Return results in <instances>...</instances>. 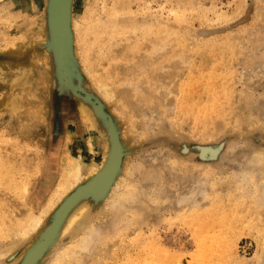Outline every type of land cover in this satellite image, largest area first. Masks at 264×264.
<instances>
[{"label":"rangeland","instance_id":"1","mask_svg":"<svg viewBox=\"0 0 264 264\" xmlns=\"http://www.w3.org/2000/svg\"><path fill=\"white\" fill-rule=\"evenodd\" d=\"M45 235L33 264H264V0H73L62 36L0 0V264Z\"/></svg>","mask_w":264,"mask_h":264},{"label":"bare ground","instance_id":"2","mask_svg":"<svg viewBox=\"0 0 264 264\" xmlns=\"http://www.w3.org/2000/svg\"><path fill=\"white\" fill-rule=\"evenodd\" d=\"M54 1H55V3H54V17H55L56 23L57 24H62L63 22H65L68 19V14L71 11V3H72V0H54ZM21 53H23V52H21ZM84 115L87 117L86 113H84ZM90 147L92 149V145H90ZM122 157H123V155H122L121 151L119 150L118 144L115 145V146H113V148L110 149V152H109L108 156L105 157L106 158L105 159V162L104 163L103 162L96 163L92 167L91 172H89L90 175L93 174V178H95L96 176H98L97 180L94 181L93 184L88 185L87 187L83 188L82 190H80L78 192L76 191L77 192V193L75 192L76 194H74L70 199L68 198L69 200L67 199L68 202L66 204L64 202V204H63L64 207L62 206L63 208H62V211L60 213V218L63 217V216H65L66 212L68 211L67 206L72 205V203H74V202L76 203V201H78L77 199L79 198V196L84 191L91 190L92 192H95V193L105 194L106 192H108L109 190H111L112 187H113V185L115 184L116 173H117V170H118L120 164L122 163ZM102 160H103V158H102ZM79 161L80 160H78V162L76 163V178H77L78 183L81 182L82 180L87 179V177L90 176V175H88V176L86 175L84 177V176L81 175V173H80V171H81V168L80 167L81 166H80ZM61 197H59V198L57 197L58 202L60 200H62ZM54 203H56V202H54ZM86 209H87V206L83 207L82 209H79V210L75 211L69 217V219L67 221V224H66V227L64 228V230L62 232L63 233H66V231H68L72 227V225L75 222H77L78 219H80V217L83 215V213L86 211ZM45 213H46V211H45ZM42 219L43 218H37V219L33 220L32 223H31L30 229L26 228V230L24 231V234L25 235H28L29 231L32 232V231L36 230L37 227L41 224ZM60 221H61V219H60ZM46 242H45V244H46ZM39 248H41V247H39ZM38 251H41V250H38ZM33 255H35V254H33Z\"/></svg>","mask_w":264,"mask_h":264},{"label":"water","instance_id":"3","mask_svg":"<svg viewBox=\"0 0 264 264\" xmlns=\"http://www.w3.org/2000/svg\"><path fill=\"white\" fill-rule=\"evenodd\" d=\"M54 3H55V1L54 0H51V22H52V28H53V31L57 34V35H64L65 34V31L67 30V28H68V26H69V23H70V19H71V11L69 12V14H68V19H67V22H66V24L64 25V26H62V28H59V26H58V24L56 23V20H55V18L53 17V14H54ZM72 3H73V0H72ZM72 3H71V10H72ZM116 135L114 134L113 135V138L115 137ZM117 137V136H116ZM112 144H113V142H112ZM120 168H121V166H120ZM120 168H118V171H117V175H118V172H119V170H120ZM97 178H98V176H96L95 178H92L87 184L88 185H91V184H93V182L94 181H96L97 180ZM86 184V185H87ZM85 186V185H84ZM79 190H77V192H78ZM76 192V193H77ZM91 191H87V192H84L83 194H82V197L81 198H83V196H85V195H87V194H90V195H92V196H94L95 198H103V197H105V196H107V194L106 195H96V194H93V193H90ZM76 193H74V194H76ZM71 197V196H70ZM81 198L79 199V201L81 200ZM79 201H77V203L79 202ZM77 203H75V205L77 204ZM74 205V206H75ZM63 206V205H62ZM61 206V208H60V211H59V215H60V213H61V211H62V208L64 207H62ZM73 207V206H72ZM72 207H70L69 208V210L72 208ZM67 213V212H66ZM59 215H58V217H59ZM55 226V225H54ZM53 226V227H54ZM52 227V228H53ZM51 228V229H52ZM50 229V230H51ZM49 230V231H50ZM48 234V233H47ZM46 235H45V237H44V239H43V241L29 254V256H28V258H27V260L25 261V264H33V262L37 259V258H39L40 256H41V254L45 251V249L49 246V244H50V242L49 243H47V244H45V240H46ZM52 240V239H51ZM41 245H44V247H43V250L41 251V252H39V253H36L33 257H31L33 254H34V252H36L37 251V249L41 246Z\"/></svg>","mask_w":264,"mask_h":264}]
</instances>
